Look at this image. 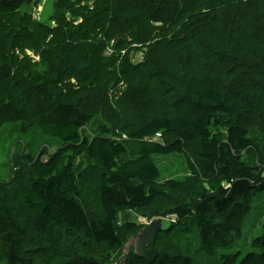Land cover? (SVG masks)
I'll return each instance as SVG.
<instances>
[{"label": "trees", "instance_id": "1", "mask_svg": "<svg viewBox=\"0 0 264 264\" xmlns=\"http://www.w3.org/2000/svg\"><path fill=\"white\" fill-rule=\"evenodd\" d=\"M92 1L78 17L85 22L96 17L105 25L96 32L89 30L100 38L99 44L112 41V45L128 51L137 47L143 50V57L134 64L127 51L116 67L115 57L110 56L105 60L112 69L88 66L72 84L64 81L71 61L66 59L68 48L60 47L57 41L51 48L38 46L45 43L41 32L51 34L59 29L33 22L30 14L21 12L19 8L26 0H0L1 121L7 120L6 116L24 120L63 144L46 160L42 152L36 157L29 155L24 182L0 185V243L7 248L4 264H107L111 258L121 264L119 253L135 234L124 235L140 230L130 221L119 225L120 214L128 210L148 212L152 217L167 213L176 216L179 224L172 229L166 224L158 234L161 239L169 230L173 235L181 226L185 229L194 223L204 253L215 254L213 264H264V227L251 238L255 247L245 253L231 252L233 236L225 232L235 215L231 208L244 204L248 207L245 210L251 209L253 194L264 196V156L260 164L242 157L243 152L257 153L264 137V130L259 138L246 123L247 115L256 110L250 92L255 78L243 80L248 84L246 89L239 85L245 71L264 75V0ZM80 40L83 47L71 46L85 51L86 38ZM25 47L42 53L45 77L30 62L25 65L19 54H25ZM96 48L93 44L91 51ZM224 54L236 67L222 60L215 62ZM55 72L59 74L56 81ZM73 73L71 68L68 76ZM109 74L118 76L124 88L118 103L128 101L133 111L160 106L149 120L129 128L127 137L140 141L160 133L162 142L144 143L135 153L134 148L109 135L97 134L90 139L80 135V128L92 118L82 99L96 102L98 95L109 102L108 79H102ZM175 81L182 84L176 87L178 93L163 96L166 87L176 86ZM59 86L72 90L53 96ZM16 92L23 93L31 107L17 113L11 105L4 111L2 99L13 100ZM163 105L171 109L161 110ZM80 153L99 167L98 176L91 177L100 185L97 216L89 215L81 201V184L97 172L77 170L70 155ZM171 154L184 155L196 181L176 188L184 196L176 206L164 204L167 206L162 209H150L162 194L155 184L161 174L153 158ZM66 155L70 158L64 162ZM180 178L168 185L176 187ZM79 240L103 243V255H79L68 262L56 259L38 263L35 258L41 250L62 251L66 258L77 250ZM28 242L35 247L28 249ZM157 252V258L148 262L130 250L124 264H193L189 254Z\"/></svg>", "mask_w": 264, "mask_h": 264}, {"label": "rangeland", "instance_id": "2", "mask_svg": "<svg viewBox=\"0 0 264 264\" xmlns=\"http://www.w3.org/2000/svg\"><path fill=\"white\" fill-rule=\"evenodd\" d=\"M26 1L27 2L23 3L19 8L21 12L23 11L30 14L33 22H41L48 27L59 29V31L51 34L41 32L40 35L44 37L45 43H42L38 46L40 49H45L44 47L46 46L51 48V44L57 41V43L60 44V47L68 48L65 49L66 55H69V57L66 59L71 60L69 63L71 67L68 64L65 69L67 73L64 78L65 82L69 80L72 84H74L76 75L79 72L87 69L88 66L89 68L95 67L98 69H112L111 67L113 66H111L110 62L105 60L110 56L115 57L116 67H119L120 64H122L125 54L128 50L125 47L122 48L112 45V41H110L108 45L105 42L103 44H99L100 38L93 36V33L91 32L93 28L95 32L98 31V28L105 29V25L102 26V22L96 17L95 19H89L86 22L84 21V18L78 17L79 15L83 16L84 7L89 8L92 6V0H84V2L81 0V4H77L80 0ZM71 1H75V3L72 4ZM105 15L106 13L104 12L102 16ZM52 35L53 37H51ZM78 37H80V39L86 38L85 45L87 47L85 51L72 48L71 45H74L75 47L77 46L78 48L83 47L82 41ZM89 43L91 44L90 47H88ZM93 44H95L97 48L91 51ZM9 48L11 49V46ZM24 53L25 54L23 55L21 52H19L21 58L25 61V65L26 61L30 62L37 70L39 75H41L42 78L45 77V71H47V69L45 65H42L41 63L40 55L42 53L39 54L38 52L32 50L30 51L29 47L24 48ZM142 53V49L138 50L137 47H134L133 50L128 51V58H130V61L134 64L138 63L140 57H143ZM89 54L93 55V57L90 58ZM221 60L224 62L226 61V64L229 66L236 67L237 65L235 62H232V59L227 58V54H224L221 59L220 57L215 59V62H220ZM71 68L73 69L74 73L72 76H68ZM55 73L56 75L54 77V81H56L59 76L57 72ZM117 78L118 76L113 74L102 76V79H108V85L110 86L109 102L107 101L106 103L101 97H98V95L96 96V102L93 99H86L85 101V97L82 99V105H84V109L90 115H92V118L86 126L80 128V135L86 138L88 137V139L97 134L109 135L112 138L125 143L126 147L129 149L134 148L135 153L140 151V147L144 143L162 142V138L160 137L145 138L140 141L127 137L126 131H128L129 128H137L149 120V118L160 111V106L155 105L150 109L133 111L129 104H127L128 101L125 103H118L124 88L122 82H118ZM252 78H255V80L251 83V89L253 91L250 90V92L253 99H255L256 110L247 115L246 123L253 133L257 132L259 134V138H262L261 133L262 130H264V75H249L248 71H245V79H241L242 83H239V85L243 86L242 88L244 89L248 88V84L243 83V80L248 82V79ZM70 82L67 84V86L71 85ZM60 83L61 82H59V84ZM175 85L176 86L172 89L171 86L166 87L164 92H162V95L165 96L168 93L176 95L178 93L176 87L180 88L182 84L178 85V82L175 81ZM69 90L72 89L59 86V90L52 92V95L56 96L59 93L65 94ZM13 97V100L9 98H5V100L2 99L3 101L1 106L4 108V111L5 109L8 110L11 105L14 106L13 111L17 113L21 110H27L31 107L30 100L24 97L23 93L16 92V94H13ZM17 101H19V103ZM161 107H163L161 110L171 109L166 105ZM1 119L2 117L0 115V124L3 123L0 125V185H3L4 187L6 184H17L18 182H24V176L27 175V167H30L28 161L29 155L36 157L38 154L40 155V152H42L44 153L42 159L46 160L63 144L59 138L43 135L37 128L29 126L28 122H25L24 120H21L20 122L14 121V117L9 116H6L7 120L1 121ZM222 127L223 128L221 130L225 132L226 125H223ZM258 149L259 151L257 153H250L248 151L243 152L242 157L244 159H254V161H256L255 163L260 164L262 163V158L264 156V137L262 138V141L259 142ZM129 151L130 157L133 156L132 151ZM70 156L72 158L73 165L79 171L89 169V171L96 173L97 170H99V167L97 168L95 166V162L88 159L83 153L78 155L72 154ZM70 156L66 155L65 159H63L64 162H67ZM153 159L156 162L161 174L159 180L155 184L162 191V194L156 199L155 202H153V205L150 207V209L156 207L162 209L168 204H170L169 206L172 208L184 200V196L179 192L180 189L176 188L178 186L180 188L190 186L194 181H196V179L193 178L191 173L188 171V166L186 164L184 155H161L156 156ZM92 176L96 178L98 176V172L97 174L89 175L88 180L81 184V201L89 215L97 216L100 214V205L98 201L100 185L98 181L91 179ZM178 177L181 178L178 179L176 187H170L168 182ZM245 208L248 207L244 204L231 208L232 213L237 216L240 215L241 219L245 214L249 213L243 217L241 221L236 219L235 215L233 216V220L229 219L228 228L225 232L226 234L228 233L227 236H233L230 237L232 240V253H245L250 248H254V244L250 243L253 241L251 238L256 234L257 237L264 227L263 194H253L251 209L245 210ZM171 214L172 213H167L166 215H160V217H152L148 212H133L128 210L120 214L118 221L120 222L119 225H122L125 221L134 222L138 224L139 229H142L143 227L149 225L151 219L158 218V222L163 224V228L160 230L162 231L164 227H166V224H168L170 229L179 224V221L176 220V216H172ZM235 220H239V222ZM180 222H182V220ZM196 227L197 226L191 222V225L186 226L185 229L181 226L176 230L175 233H173V235L170 234L171 230H169L162 239L158 236L160 232L159 231L155 236V249L161 250V252H166L171 255L178 253L189 254L192 258L193 264H213L215 260V254L208 256L206 253H204L202 250L203 248L201 247L198 228ZM140 231L141 230H137L136 233L127 232L124 236L138 234ZM133 242H135V240H132L128 243H131L132 245ZM26 246L28 249H32L35 247V244L33 242H28ZM104 248L105 245L103 243L95 244L93 241L79 240L77 250L68 253L66 258H63L61 255L62 251L55 250L38 251L35 255V258L38 263L50 262L56 259L68 262L70 259L76 258L79 255L90 256L101 253L103 255L102 251ZM6 249V245L0 243V264L5 263ZM29 252L32 253L31 250H29ZM126 253L130 254V251H124L121 249L118 260L125 263ZM105 260H107V258H105ZM106 263L116 264L118 262L111 258L109 261L107 260Z\"/></svg>", "mask_w": 264, "mask_h": 264}, {"label": "water", "instance_id": "3", "mask_svg": "<svg viewBox=\"0 0 264 264\" xmlns=\"http://www.w3.org/2000/svg\"><path fill=\"white\" fill-rule=\"evenodd\" d=\"M158 220V218L151 219L149 225L140 229V233L129 237L123 246V250L130 251L132 248L131 250L136 256L148 262L154 261L158 256V252L154 246L155 236L163 228V224L159 223ZM132 240H135V242L131 245L128 242ZM121 264H124V262H121Z\"/></svg>", "mask_w": 264, "mask_h": 264}, {"label": "built area", "instance_id": "4", "mask_svg": "<svg viewBox=\"0 0 264 264\" xmlns=\"http://www.w3.org/2000/svg\"><path fill=\"white\" fill-rule=\"evenodd\" d=\"M154 137H161V134L157 133Z\"/></svg>", "mask_w": 264, "mask_h": 264}, {"label": "bare ground", "instance_id": "5", "mask_svg": "<svg viewBox=\"0 0 264 264\" xmlns=\"http://www.w3.org/2000/svg\"><path fill=\"white\" fill-rule=\"evenodd\" d=\"M23 130V129H22ZM136 235V234H135Z\"/></svg>", "mask_w": 264, "mask_h": 264}]
</instances>
